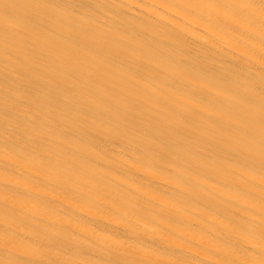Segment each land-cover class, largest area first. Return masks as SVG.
I'll use <instances>...</instances> for the list:
<instances>
[{
    "label": "bare ground",
    "instance_id": "bare-ground-1",
    "mask_svg": "<svg viewBox=\"0 0 264 264\" xmlns=\"http://www.w3.org/2000/svg\"><path fill=\"white\" fill-rule=\"evenodd\" d=\"M0 264H264V0H0Z\"/></svg>",
    "mask_w": 264,
    "mask_h": 264
}]
</instances>
